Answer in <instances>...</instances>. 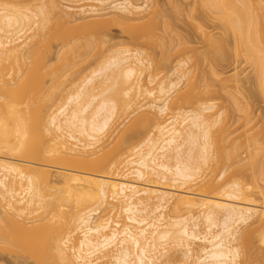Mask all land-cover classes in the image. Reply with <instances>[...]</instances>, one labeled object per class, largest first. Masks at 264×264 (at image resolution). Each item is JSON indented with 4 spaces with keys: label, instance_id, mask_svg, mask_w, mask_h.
Here are the masks:
<instances>
[{
    "label": "bare ground",
    "instance_id": "6f19581e",
    "mask_svg": "<svg viewBox=\"0 0 264 264\" xmlns=\"http://www.w3.org/2000/svg\"><path fill=\"white\" fill-rule=\"evenodd\" d=\"M64 1L0 0L2 249L29 264H263L264 202L251 184L211 174L237 154L226 128L216 129L221 113L207 103L185 108L197 90L179 93L187 63L158 81L144 50L156 24L133 21L151 0ZM206 1L258 60L264 0ZM76 23L88 32L123 27L135 48L99 55L105 41L80 42ZM257 80L264 96V64Z\"/></svg>",
    "mask_w": 264,
    "mask_h": 264
},
{
    "label": "rangeland",
    "instance_id": "374dc122",
    "mask_svg": "<svg viewBox=\"0 0 264 264\" xmlns=\"http://www.w3.org/2000/svg\"><path fill=\"white\" fill-rule=\"evenodd\" d=\"M50 1L52 0H32V5L48 4ZM57 1L63 8L70 5L64 0ZM135 1L142 3L141 0ZM91 4L98 5L95 2ZM150 5L149 14L133 21V24H156L155 43L149 45L144 40V50L158 64L155 68L157 80L165 79L170 82L176 79L178 64L186 62L191 71L190 81L180 84L179 93L187 91L191 83L197 85V90L194 93V103L185 104V108L191 109L204 103L215 105L214 111L221 113L216 129L226 128L230 134L227 140V144L231 145L229 152L237 153L233 160L223 161L219 168H212V176H223L219 183L239 180L244 184H251L258 196L254 194V198L260 197V200L256 199L264 202V96L257 80V66L264 64V51L259 50L258 60L251 58L246 48L239 45L232 29L221 20L222 16L206 0H151ZM255 15L263 16L264 10L258 6ZM106 19H110V16ZM74 26L80 42L87 39L105 41L99 55L107 54L115 45L135 48L130 32L123 27L111 25L108 29L88 32L80 24L76 23ZM210 38L217 39L220 43L213 45ZM95 59L86 61L82 68L92 66ZM55 60L53 58L52 63ZM94 66L96 65L93 64L92 67ZM203 91L205 93L201 95ZM124 128L125 126L120 127L108 139L111 146L122 136ZM257 134H260L257 137L259 144L249 141L245 145L248 139L251 140ZM143 136L144 134L130 138L133 143H137ZM155 179L162 183L170 182ZM172 183L170 182L174 185ZM163 214L165 217L169 216L168 211ZM4 226V220L0 219V228ZM27 259L21 254L15 255L3 250L0 246V264H29ZM258 260L263 262L261 258ZM253 261L245 264H262Z\"/></svg>",
    "mask_w": 264,
    "mask_h": 264
}]
</instances>
